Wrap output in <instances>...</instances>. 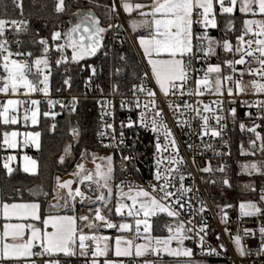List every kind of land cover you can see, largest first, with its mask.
Masks as SVG:
<instances>
[{
  "label": "snow or ice",
  "instance_id": "1",
  "mask_svg": "<svg viewBox=\"0 0 264 264\" xmlns=\"http://www.w3.org/2000/svg\"><path fill=\"white\" fill-rule=\"evenodd\" d=\"M91 3L92 0H89ZM238 0H229L230 6H225V0H218L219 8L221 13H233L235 6L237 5ZM11 3L16 8H20L21 5L18 0H11ZM239 11L241 13H251L253 17L258 14L261 17H264V0H239ZM100 5H97L99 7ZM121 6L125 13H131L133 10H137L138 14L143 17L140 21H131V27L134 31L138 28H147V35H138L137 39L139 42L140 48L143 50V55L147 59L148 65L151 68V78L154 79L155 84L158 85L159 90L165 96H167L170 90L175 94L176 91H180V95L183 96L185 93L181 91L184 85L189 79V72H198L200 70L193 67V62L200 57L198 53L203 54V58L206 60L208 56L216 54V47H221L225 52H231L233 56L239 54L238 59L225 60L224 63L232 70V73H236V65H248L243 71L240 72V79L235 80L234 75H225L221 78V64L217 63L215 65L209 64L202 78H195V92L188 91V95H201L203 90H212L213 84L210 82V74H216L214 91L218 95H222V79L223 81H232L235 84V89L237 94L245 92L246 89L251 88L255 94H264V18L261 19H245L243 21L245 33L237 37L239 44L233 50V45L227 40L224 39L222 42H217L211 37L204 34L203 36L194 35V24L216 27V20L213 16L212 19H209V15L213 13V0H151L150 4L135 3L132 4L127 2V0H121ZM5 9H7V4H4ZM65 0H58L55 6L57 13H62L65 11ZM115 4L112 5V11H115ZM145 9H148L145 11ZM202 10V12L200 11ZM6 14V13H5ZM75 16V23L69 21V27L62 34L59 31L52 33V40L57 41L63 35L64 43L58 44L57 50L60 51L61 57L66 61L64 57V50L70 48L72 50L71 60L78 61L82 60L87 56L96 55V53L102 49L106 48L104 40L106 38V33L112 27L111 23L107 27L101 26V21L97 18L95 13L91 10H78L73 13ZM150 17V18H149ZM195 17V19H194ZM111 17H109V20ZM6 24H11L16 32L26 30L27 21H17L4 20L0 19V56H2L3 62L0 64L2 68V73H0V81H2V86H0V94L5 95V99L0 101V123L4 125H16L18 123L17 110L18 107L24 106L27 101L16 98H9L10 96H15L19 89H23L25 96H30L31 93L42 92L45 95L48 94V75L44 74V69L48 67L49 61L44 57H38L32 60L31 64L27 59H10L13 55L11 51L5 48L7 40L4 39L5 36V26ZM231 25V21L229 22ZM24 26V27H22ZM255 26V31L253 29ZM251 34L253 38H249L245 41L244 35ZM193 40L196 43H193ZM204 41H207V45L204 46ZM247 43L248 47H242L243 44ZM39 44L43 45V53L47 54L49 52L48 42L46 39H40ZM255 44L256 47L253 48L252 45ZM19 46V41H17ZM4 53H7L4 55ZM106 54V53H105ZM16 56H23V53L17 52ZM28 57L32 56V53H27ZM246 57H250V60H246ZM120 59H125L124 56H120ZM61 59H57L56 63L60 64ZM256 64L258 67H252V64ZM43 65V68L41 67ZM35 68V72L33 71ZM93 74H95L96 69L92 68ZM119 69L117 70V74ZM249 75L254 77L253 79L245 82L243 80L244 75ZM30 76H34L35 80L30 79ZM42 77V78H41ZM149 79V75L146 72L142 77V84L138 87L133 84V95L136 91L141 93H146V95L152 98L151 103L155 107V92L151 89L145 88L143 86V80ZM181 82L179 85L177 82ZM67 84L68 81L65 80ZM43 85V87H40ZM117 87L114 86L113 91H116ZM227 93L229 96L233 94V89L228 88ZM40 101L37 99H30V104L33 106L31 109H26L23 116L24 121H31L33 125H36L38 122V105ZM51 105L52 102L49 101ZM124 106V102H121V107ZM139 102L137 101L136 107H139ZM259 106L264 108V100H258L255 104H249V107ZM147 107V105H145ZM171 109L173 106L168 105ZM179 105L177 106V108ZM183 107H191L186 102L183 104ZM195 110V109H193ZM208 105L204 106V111H209ZM31 111V116L27 113ZM72 111H75V103L73 104ZM231 114L235 116V109L230 110ZM199 115V112L197 113ZM45 116H48L49 113L45 112ZM55 116V113L51 114ZM163 110H158L155 113V116L162 117ZM204 121L205 134L207 133V123L208 117H201ZM261 119H264V115L260 116ZM222 117L217 116V123H220ZM134 122L129 119L127 123L128 128L133 127ZM139 124L141 127L149 128L156 135V144L155 148L157 152H160L162 145L160 143V132L161 129L164 130V150H167L168 143L171 144L173 149H176V155H179V149L176 143V140L170 137L173 136L171 130L167 127L166 124L157 122L156 119H151L149 122L146 114L144 112L140 113ZM55 125H53V128ZM112 124H106V128L111 129ZM125 127L124 122H121V131L120 143L124 142V132L123 128ZM256 127H259L257 125ZM256 127L249 128L248 131L253 132L258 140H261L260 150L264 152V137L260 135L259 132H256ZM69 128L73 133V139L79 137L80 132L78 127L72 126L69 124ZM240 128L243 130L245 125L240 124ZM21 135L17 131H5L3 133V142L8 147L12 148L16 146V138ZM40 132L31 131L24 132L23 136L25 137V142L29 140L37 148H39V138ZM99 135H104V133H99ZM211 135L216 137L219 135V132L216 130H211ZM112 139H115L113 133ZM105 147H114L113 144L105 145ZM254 147V142H253ZM69 147L64 149L65 155L69 154ZM243 154V151H242ZM89 155L86 152L81 153V157ZM93 157V162L96 159L95 154H91ZM14 157L9 156L8 161L13 160ZM26 163L24 166V171L29 172L33 171L36 167V161L31 157L24 156L23 158ZM61 163L64 162V156H61ZM101 160H107L108 168L107 171L102 170L100 164L96 165L95 172L87 169L85 165L78 164L77 171L73 173L74 176L78 177V182L84 184L88 182L89 190H92V185H95L96 190L100 191L97 200L107 204L108 200L111 199L113 195V190L111 187H108V181L113 179V168H112V157H100ZM123 160L131 162L134 157L123 156ZM183 160H176L175 157L170 159L168 163L170 165H177L182 163ZM162 161H156L157 171L154 173V179L158 182L157 184H150L149 187L152 189V193L145 190L143 187L137 185L138 191L135 195H130L129 193L132 190V187H129V193H124L121 189V185H116V188L120 191L117 192V195L120 197L127 196L131 200V206L121 203L119 200L115 205V214L117 216H122L123 209L127 208V215L129 217L139 216L140 213H143L144 219H135V224L137 232L139 231V226L143 224V229L145 233H148L151 230V224L149 223V217H154L157 213H166L168 217H179L183 208L185 206L191 209V205L187 204L184 200L186 193L191 192V188L184 187L183 181L185 179L184 175L181 174L179 179L181 181L180 187L176 189V192H173L171 189L175 187L173 181L175 179L174 173H179V168L173 169L172 167H166L163 172L159 170ZM3 167L7 170L9 174L13 171L9 167V163L5 162ZM242 168L245 170L251 169L253 171H259L258 165L252 163L251 165L244 164ZM202 171H210L208 167L201 169ZM138 171V169H136ZM223 171V169H220ZM103 181V183H101ZM58 187L61 189H68V197L72 201L76 200V197H80V202L82 203L85 199H89L90 203H96V201L91 200L86 197L84 192L80 188H76L73 192L72 184L74 181L69 180L64 183H59V177H57ZM123 182H121L122 184ZM225 185H228V180L223 181ZM245 187H250L245 185ZM103 189H107V196ZM32 195H36L34 190H30ZM179 193L177 195L176 193ZM156 193L160 196V200L171 199V207L166 206L165 204L160 203V200L156 198ZM139 200V207H136ZM64 200L63 207L68 208V200L65 197H60ZM261 202H264V189H261V194L259 197ZM51 208L59 209L61 205L59 203L50 205ZM230 207V205H228ZM71 211L75 212V204H73ZM94 220L103 222L104 226L108 229H118L120 232L129 230L130 225L128 223H120L119 225L110 222L106 219L105 215L101 214V208L97 207L94 210ZM111 213L112 209L107 210ZM196 210H192L189 213V216L195 214ZM200 212L204 211V207L198 210ZM240 215L242 217H264V209L258 206L257 203L247 202L240 203L239 205ZM0 215L4 219L2 232H0V264H61L59 259H53L51 257L56 256L58 253H63L65 256H74L76 255V248H79L80 256H88L91 254L92 257L99 256H108L109 253V244L104 243L101 248L100 243L96 244L95 250H91L86 241H108L109 237H101L96 235H85L83 234V229H78L77 221H84L85 227L88 229L97 228L99 225L90 221L88 215H62L57 213H42L41 205L39 203H16V202H0ZM16 222L13 223L12 221ZM33 221H39L41 227H38ZM226 222V216L225 221ZM189 223H192V220L189 219ZM206 224L201 220L199 226V232H205L206 234ZM168 232L170 233L167 237H155V244L157 247H151V241L148 245H135V255L137 257L143 256L146 253H156L166 251L169 256L173 257H186L188 258L187 264H203L202 261L194 260L193 249L184 246L185 240H193V242L200 249V255H219L215 248L205 249L204 247V237L199 236V232H193L191 227L186 228L183 223H180L178 227L173 231L171 226H167ZM227 231V229H225ZM245 234L251 233L255 236V232L251 229H244ZM191 234V235H190ZM259 234L264 238V225L259 228ZM199 236L197 240L196 237ZM219 239V237H217ZM233 243L236 246L237 252L244 256L246 255L242 245H241V236L236 235L232 238ZM176 241L177 247H170L171 243ZM122 242L127 245L121 247ZM115 256L116 257H126L132 255L133 245L131 241L123 240V237L117 235L115 237ZM159 246H162L159 247ZM39 250H35V249ZM220 248L223 249V244L220 245ZM258 254H264V239L258 248ZM33 257L42 258L49 257V259H40L39 261L32 259ZM91 264H98L96 259L91 261ZM103 264H117L116 261L106 258L103 261ZM145 264H152V262L145 261Z\"/></svg>",
  "mask_w": 264,
  "mask_h": 264
},
{
  "label": "built area",
  "instance_id": "2",
  "mask_svg": "<svg viewBox=\"0 0 264 264\" xmlns=\"http://www.w3.org/2000/svg\"><path fill=\"white\" fill-rule=\"evenodd\" d=\"M238 2L235 7H238ZM225 6H230L229 0H225ZM202 12V10H200ZM217 13L221 14L219 3L216 4ZM213 16L216 20V27L213 28L211 25L203 26L194 24V35L203 36L206 34L217 42H222L224 39H227L232 45L233 50L239 44L237 37L245 33L244 25L242 28H234L233 23L227 24L224 29H220L217 26V18L215 12L209 15V19H212ZM259 14L255 17L251 13H246V19H261ZM195 19V17H194ZM17 21H24V18L15 19ZM123 27L125 32L131 37L129 30L126 27L124 18L119 10L116 9L113 18H112V27L106 33V38L104 44L106 48L100 49L96 55L100 57L109 56L112 58L120 52L121 47V32L117 30V25ZM9 25V24H6ZM254 31L255 26H253ZM63 34V33H62ZM245 41L249 38L255 39L251 34L244 35ZM4 39L7 40V43L4 45L9 51L13 53L10 59H27L28 62L30 58L27 56V51L21 49L17 45L18 39H12L10 36L5 35ZM20 43V41H19ZM64 38L63 35L57 41L52 40L51 36V46L54 52H58L57 45L63 44ZM195 44L196 41L193 40ZM207 45V41H204V46ZM242 47L247 48V43L243 44ZM253 48L256 47L255 44L252 45ZM23 53V56H16L15 53ZM135 52L139 59L141 65V73L138 79L133 83L138 87L142 84V77L147 72L149 79L143 80V86L145 88L151 89L155 92V107L151 103L152 98L148 97L146 93H141L136 91L133 95L132 86L126 87L116 83L115 79L112 78L108 86L104 88L103 86H98L96 92L98 97L96 100V105L101 114L100 118V133L104 135L100 136V144L105 149L112 153L114 160V167L117 170L119 177L116 180V185H121L123 189H129L131 186L132 189H136L137 185L143 187L145 190L152 193V189L149 187L150 184H157L158 182L154 179V173L157 171L156 161L161 160L162 163L159 167L161 172L164 171L166 167H172L173 169L179 168V173H174L175 179L173 181L175 187L171 190L176 192V189L180 187L179 176L184 175L185 179L183 181L184 187L191 188V192H188L184 196V200L187 204L191 205V209L185 206L179 217H168L166 213H157L154 217H149V223L151 224V230L148 233L144 232L143 224L139 226V231L137 232L135 219H144L143 213H140L139 216L129 217L127 215L128 209H123L122 216H117V219H110L105 215L104 207L102 202L97 200V197L100 194L99 190H96L95 185H92V190H89L88 182L80 184L79 179H76L75 186L72 189L73 192L76 188H80L84 192L85 196L90 198L93 201H96L97 207L101 208V214L106 216L110 222L119 225L118 221H127L130 225V235L132 237L133 244L140 243L142 241L143 235L154 236L153 225L158 222L160 223L161 230H166L168 232L167 226H171L173 231L178 227L180 223H183L186 228L191 227L193 232H199V226L201 220L206 224V234L205 232H199V236L204 237V247L215 248L219 255H200V249L193 242V240H185L184 246L193 249L192 259L202 261L203 264H213V263H224V264H264V254H258V248L262 242V238L259 234V228L264 225V217H242L240 211L236 206H222L218 208L214 205L210 198V194L206 188V181L212 180V177L215 173L221 172L220 169H223L226 164V159L230 151V139H231V125L236 121V118L239 116L241 123H243L248 131L249 128L256 127V132H259L262 137H264V119H261L260 116L264 115V108L259 106L249 107V104H255L258 100H264V94H255L251 88L245 90V92L237 94L235 89V84L232 81H223L222 79V95H218L214 91V78L216 74H210L209 79L213 84L212 90H203L202 94L197 95H188V91L195 92V78H202L204 71H206L209 64H221V78L225 75H234L235 80L240 79V72L243 71L248 65H236V73L233 74L232 70L224 63L225 60L238 59L239 54L233 56L231 52H225L221 47H216V54L210 55L205 60L202 53L197 55L199 59L193 62V67L200 71L198 72H189V79L184 85L181 91H184V95H180V91H176L173 94V91L170 90L169 94L165 96L160 92L157 85L155 84L154 79L151 78V73L149 66L142 58L141 54L135 48ZM106 53V54H105ZM7 53H4L6 55ZM57 58L61 59V55L57 54ZM246 60H250V57H246ZM2 60V56H0ZM2 64V62H0ZM252 67H258L256 64H252ZM43 68V65H41ZM96 67L95 65L93 66ZM2 68H0V73H2ZM51 70L49 67L44 69L45 75H50ZM42 78V77H41ZM254 77L249 75H244L243 80L248 82ZM2 81H0L1 86ZM181 82H177L179 85ZM114 86L117 87L116 91H113ZM43 87V85H40ZM88 87L90 85L88 84ZM232 88L233 94L228 95L227 89ZM24 90L19 89L17 96L19 98L24 97ZM75 96L68 94V98L72 99ZM6 97L3 94H0V101H3ZM32 98L45 103L48 106H53L55 103H58L60 106L65 107L67 103L65 98L61 95H53L50 91L45 95L42 92H36L32 94ZM49 101L52 104H49ZM124 102V106L121 107V102ZM137 101L139 102V107H136ZM187 103L191 107H183L184 103ZM171 104L173 107L170 109L168 105ZM147 105V107H145ZM179 107L177 108V106ZM208 105L209 111H204V106ZM163 110L162 117L155 116V113L158 110ZM195 109V110H193ZM231 109H235V116L230 112ZM144 112L148 121L151 119H156L158 124H166L167 127L171 130L173 136L169 138L171 140L174 138L176 140L179 155L177 156L176 149L171 147V144L168 143L167 150H164V130L161 129L160 132V143L162 148L160 152L156 151V135L149 128L141 127L139 124L140 113ZM199 112V115L197 114ZM17 116L19 117V111H17ZM202 116H207V133L205 134L204 121L201 118ZM220 116L222 119L220 123H217L216 117ZM131 119L134 122L132 128H128L126 125ZM121 122H124L125 127L123 128L124 132V142L120 143V131H121ZM106 124H112L111 129L106 128ZM216 130L219 132V135L213 137L211 135V130ZM250 132V131H248ZM115 135V139H112V135ZM254 134L253 132H250ZM255 135V134H254ZM113 144L114 147H105V145ZM25 152L33 157L30 150L27 148ZM7 156V149L5 145L0 142V157L2 160H5ZM123 156H131L134 159L129 162L123 160ZM175 157L176 160H183L182 163L177 165H170L168 161ZM208 167L210 171H202L201 169ZM138 169V171H136ZM121 182H123L121 184ZM261 189L259 187L256 190V195L258 201L261 194ZM179 195V193H176ZM156 198L160 200V196L156 193ZM106 196V194H105ZM69 198V197H68ZM71 200V198H69ZM171 199L160 200V203L165 204L166 206L171 207ZM81 198L76 197L75 203L81 204ZM89 203V199H85L82 203ZM139 202V201H138ZM255 203V201H253ZM261 202V201H260ZM260 206L264 209V202H261ZM131 206L129 202L126 203ZM204 207V211H198L201 207ZM96 207V206H95ZM96 207V208H97ZM136 207H139L137 203ZM196 210L195 214L191 217L189 216L190 211ZM226 216V222L225 221ZM189 219L192 220V223H189ZM102 227L106 230H117V229H108L104 226L103 222H100ZM227 229V231H225ZM244 229H251L255 232V236L251 233L245 234ZM191 235V234H190ZM240 235L241 245L246 253V255L241 256L237 250L236 246L233 243V237ZM199 236L196 239H199ZM219 237V239H217ZM87 246L93 250L96 247L95 241H86ZM223 244V249L220 248V245ZM177 245L176 242L171 243L170 247ZM53 259H59L61 264H65L67 261L72 260H89L92 261L96 259L95 257L86 256L80 257L77 254L74 256H65L56 255L51 257ZM32 259L39 261L40 259H49V257L37 258L33 257ZM97 261H102L98 260ZM130 260V259H128ZM132 261L139 262L141 260L138 257H133ZM145 261L152 262V264H187L188 258L186 257H173L168 254H158L154 257H147Z\"/></svg>",
  "mask_w": 264,
  "mask_h": 264
},
{
  "label": "trees",
  "instance_id": "3",
  "mask_svg": "<svg viewBox=\"0 0 264 264\" xmlns=\"http://www.w3.org/2000/svg\"><path fill=\"white\" fill-rule=\"evenodd\" d=\"M136 3L148 4L151 0H130ZM21 7L16 8L11 3V0H0V19L12 20L24 18L27 21L26 30L16 32L11 24L5 26V35L10 36L12 39L20 41L19 47L27 53L31 52L32 56L29 57L31 64L32 60L38 57H44L49 61L48 67L51 70L48 81L49 91L53 95H61L65 98L67 106L62 107L58 103L53 106H48L41 102V115L39 123L30 129L40 132V146L37 150L29 149L33 158L37 162V171L35 174H28L20 169L18 164H14L11 174L3 167L4 160L0 157V202H29L36 201L41 205L42 213L52 212L49 205L51 198L59 195V190L55 186V176L58 172H68L74 165L75 161L79 158L82 152L90 155L93 151L105 150L100 144V118L101 114L96 105L98 93L96 88L103 86L106 88L112 78L116 83L129 87L139 77L141 73V65L135 49L133 48L127 33L120 25H117V30L121 32V47L120 52L110 58L109 56L100 57L93 55L86 57L82 60L72 61L69 48L64 50V57L60 64L56 63L57 53L53 51L51 46V36L55 31L64 33L69 27L68 22H75L73 13L78 10L91 9L97 18L101 21V26L107 27L112 23L113 13L112 5L113 0H65V11L57 13L55 10L58 0H18ZM7 4L5 9L4 4ZM97 5H100L97 7ZM214 12L217 18V26L220 29L231 23L234 28L240 29L243 27V21L246 19V13H241L238 7L234 8L233 13H217L216 5ZM6 13V14H5ZM109 17L111 19L109 20ZM24 27V26H22ZM40 39H46L48 42L49 52L43 53V45L39 44ZM125 59L121 60L120 56ZM2 62V60H0ZM96 66V72L93 74L92 68ZM119 73L117 74V70ZM35 72V68H33ZM30 79L35 80L34 76ZM65 80L68 83H65ZM88 84L90 87H88ZM68 94L75 97L70 99ZM75 103V111H72L73 104ZM49 113L45 116L44 113ZM55 113V116L51 114ZM69 124L78 127L80 135L78 138L73 139V133L69 128ZM240 118L231 125V139L230 151L226 159V164L223 171L215 173L209 183L213 184L217 193L210 196L214 205L218 208L222 206H236L237 202L243 198L242 193L235 191L237 188L236 182L251 178L254 181L255 189L249 193V197L258 205H262L257 199L256 190L264 186V174L244 176L239 174V163L245 158L260 157L264 159V152L256 153L258 149V139L256 136L247 131L246 127L242 130L240 128ZM53 125L55 127L53 128ZM20 127V125H1L0 124V142L2 141L1 135L3 132L11 128ZM26 129L29 127L24 126ZM23 128V127H22ZM254 140L256 142V149L248 155L242 154L243 148H249V142ZM262 142V141H261ZM70 143L71 158L69 164L62 169L59 165V159L63 153L64 147ZM87 155V156H89ZM114 180L119 177L117 170H113ZM222 179L220 183H215L216 179ZM223 179H227L230 187L224 186ZM43 184V193L32 195V190L36 186ZM62 197V196H61ZM112 195L111 202L105 215L110 219H117L115 214L116 199ZM112 209L111 213L107 210ZM58 211V210H57ZM64 211V210H62ZM60 212V211H58ZM71 214L80 216L88 215L90 220L92 212L86 211V207L77 205L75 212L65 210ZM84 221H77V227L80 228L81 223ZM93 222V221H92ZM153 233L156 236H164L167 234L166 230H161L160 223L156 222L153 225ZM85 235L92 232H100L99 227L94 229L83 230ZM115 233L116 231H113ZM78 255V254H77ZM80 256V255H78ZM85 257V256H80ZM65 264H91L89 260H72L67 261ZM98 264H103L98 261ZM123 264H139L132 260H125ZM156 264V263H155ZM158 264V263H157ZM224 264V263H223Z\"/></svg>",
  "mask_w": 264,
  "mask_h": 264
},
{
  "label": "rangeland",
  "instance_id": "4",
  "mask_svg": "<svg viewBox=\"0 0 264 264\" xmlns=\"http://www.w3.org/2000/svg\"><path fill=\"white\" fill-rule=\"evenodd\" d=\"M113 3L115 4L114 1H113ZM217 3H218V0H213V11H214V7H215V5ZM238 4H239V0H238ZM239 6H240V4L238 5V9H239ZM116 9H117V7L115 8V11H116ZM115 11H114V13H115ZM114 13H113V15H114ZM129 40H130L133 48L135 49L137 47V45H136V37H135V35H134V33H133L132 30H131V37L129 36ZM135 45H136V47H135ZM69 51L72 54V50L70 48H69ZM213 82L215 83V78H214ZM261 143H262L261 140H259L258 141V149H257V151H255L258 154L261 152V150H260ZM69 146H70V143H67L65 145L64 149L66 147H69ZM241 151H243V154L244 155H248V154H251L252 152H254V151H250L249 148H243ZM93 153L95 154V157H96V159L94 160V162H93V157L91 155ZM61 156H64V162L61 163V159H59V165H60V167L62 169H64L69 164V161H70V158H71L70 148H69V154L68 155H65V152L63 150V153H62ZM100 157H112V165L111 166H112V168L114 170L113 155H112V153L110 151H108V150L93 151V152L90 153L89 156H85L83 158L80 155L79 158L75 161L73 167L68 172H63V171L58 172L56 176L59 177V183H64L65 181L72 180V181H74V183L72 184V189H73L74 186H75L76 179H79L78 177H76V176L73 175V173H75L77 171V165L78 164L85 165V167L87 169L91 170L92 172H95L96 165L97 164H100L102 166V170L107 171V168L109 166L108 165V162H107V160H101V159H99ZM252 163H256L258 165L259 171H253L251 169L245 170V169L242 168V165H244V164L251 165ZM9 167L11 168L10 164H9ZM238 167H239V172L238 173L241 174V175H244V176H253V175L264 174V159H262L260 157L245 158V159H243V160L240 161ZM101 183H103V181H101ZM116 183L117 182L114 180V178L113 179H110L108 181V187H111L112 188L113 194L116 197L115 198L116 199V203L119 200L121 203H125L126 204L127 202H129L131 204L132 202H131L130 199H128L127 196L120 197V196L117 195V192L120 191V190H122L124 193H129V189H123V188H121L120 190H118L116 188ZM54 184H55L56 188L60 191L59 193H61V196L62 197H65L68 200V208L67 209L64 208V210H70L72 208L73 204H75V207L77 205L82 206V208H85L86 207V211L92 212V216H91V220L90 221H93L94 223H96L97 225H99L98 227H99V230H100V232H93V233H89V234L96 235V236H101V237H109L110 238L108 241H103V240H101L99 242L95 241V243H100L101 248L103 247L104 243H108L109 244V249H110L107 257H105V256H99V257H95L96 259H98V260L100 259L103 262L106 258H108V259H111L113 261H116L117 264H123V262L125 260H128V259L131 260V259H133V257H137L135 255V247H134L135 245H148L149 242L151 241V247H157V245L155 244V237H157L156 235H154V236L143 235L142 236V241L140 243L133 244L132 237L130 235L129 230L124 231V232H120L117 229V230H113V231H116L115 233H113L112 230H109L108 231V230L104 229L99 221H95L94 220V211L93 210L97 207V204L96 203L93 204V203H90V202L89 203H85L84 202V203L78 204V203L72 202L68 198V189H61V188H59L58 187V182H56V181H55ZM236 184H237V188H236L235 191H239L240 193H242V196H243V198L240 199L237 202V205H236V207L239 209L240 203H242V202H244V203L253 202V198L249 197L248 195H249V193L251 191H253L255 189V186H254V181L251 178L238 181V182H236ZM245 185H249L250 187H247L246 188ZM206 188H207L210 196L212 194L217 193L216 187L213 184L209 183L208 180L206 181ZM103 191H104V193L107 196V189H103ZM136 191H138V188L132 189L129 194L134 196L135 193H136ZM140 199H142V198H138V201ZM61 201H62V203L64 205V200H61ZM110 202H111V199L108 200V202H107L106 205L103 204V206H105L104 207V212L106 211L105 209H107V207L109 206ZM54 209L55 208H53V211H54ZM83 215H84V213H83ZM118 222H119V224L120 223H128L127 221H118ZM80 229L87 230V227H85V222L81 223ZM117 235L122 236L123 237V240H127V241H131L132 242L133 249H132V255L131 256H126V257H124V256H122V257H116L115 256V254H114V252H115V246H116L115 245V237ZM169 235H164V236H159V237L164 238V237H167ZM174 242H176V241H173L172 243H174ZM125 246H127V245H125L122 242L121 247H125ZM159 247L162 248V246H159ZM176 247H177V245L172 246V248H176ZM158 254H167V252L162 250ZM158 254H156V253H146L145 255L140 256L138 258L142 259L141 260V264H145V260H144L145 258H147V257H154V256H157ZM213 264H223V263H213Z\"/></svg>",
  "mask_w": 264,
  "mask_h": 264
},
{
  "label": "crops",
  "instance_id": "5",
  "mask_svg": "<svg viewBox=\"0 0 264 264\" xmlns=\"http://www.w3.org/2000/svg\"><path fill=\"white\" fill-rule=\"evenodd\" d=\"M114 2H115V5H116V7L117 8H119V10H120V12H121V14H122V16H123V18H124V21H125V24H126V27H127V29L129 30V32H130V34H131V30L133 31V33H134V35H135V37H136V45H137V47H136V45H135V47L137 48V50L139 51V53L141 54V56H142V58L144 59V61H146V63H147V59L144 57V55H143V50L140 48V46H139V42H138V39H137V36L138 35H147L148 34V29L147 28H138L136 31H134L133 30V28L131 27V24H130V22L131 21H133V20H135V21H140L141 19H143V17H141L139 14H138V11L137 10H133L130 14L129 13H125L124 12V10H123V8H122V6H121V0H113ZM127 2H130V3H132V4H135L136 2H132V1H130V0H127ZM151 3V1L148 3V4H150ZM148 9H145V11H147ZM150 18V17H149ZM129 22V23H128ZM3 60V59H2ZM3 62V61H2ZM148 64V63H147ZM149 66V70H150V73H151V68H150V65H148ZM1 86H2V83H1ZM157 87H158V85H157ZM158 89H159V87H158ZM32 94L33 93H31L30 94V96H24V97H22V98H19L18 96H17V94L15 95V96H10L9 98H16V99H22V100H25V101H27V103L24 105V106H20V107H18V110L17 111H19V117H18V125H20V127H15V128H11L10 130H7V131H9V132H11V131H17V132H19V133H21V135H19L17 138H16V146L15 147H12V148H10V147H8L6 144H4V142H3V134L1 135V139H2V143L5 145V147H6V149H7V156H6V159L4 160V162H8L9 164H10V166H11V168L13 167V165L14 164H18V166L20 167V169L22 170V171H24V166H25V163H26V161L23 159L24 158V156H28V157H31L29 154H27L26 152H25V149H32V150H37L38 148L34 145V144H32V142L29 140L27 143L25 142V137L23 136V133L24 132H31V131H37V130H33V129H30V127H35V126H37L38 125V123H39V119H40V115H41V105H40V103H39V105L37 106L38 107V122H37V124L36 125H33L32 123H31V121L29 120V121H24V119H23V116H24V114H25V110L26 109H31L33 106L30 104V99H36V98H32ZM4 95V94H3ZM5 96V95H4ZM29 116H31V111H28V113H27ZM1 125H4L3 123H0ZM24 126H27V127H29V129H26ZM23 127V128H22ZM37 132H39V131H37ZM4 133V132H3ZM39 145H40V138H39ZM9 156H12V157H14V159L13 160H11V161H8V157ZM32 159H34L33 157H31ZM35 161H36V159H34ZM36 171H37V163H36V167H35V169L33 170V171H29V172H26V173H28V174H35L36 173ZM25 172V171H24ZM55 181L57 182V176H55ZM32 190H34L35 192H36V195L37 194H40V193H43V191H44V187H43V184H40V185H38V186H36L35 188H33ZM61 193H59V195H60ZM62 199H60V197L59 196H56V197H53V198H51L50 199V201H49V205H54V204H57V203H59L60 205H61V207L58 209V211H60L59 212V214H62V215H73V214H71V213H69V212H65V210H64V207H63V203H62V201H61ZM31 202H35V203H37L36 201H29V202H26V203H31ZM16 203H22V202H16ZM62 210H64V211H62ZM52 212L51 213H57L58 211H57V209L55 210L54 209V211H53V208H52V210H51ZM5 221H4V219H3V217H2V215H0V232H2V227H3V223H4ZM13 223H15L16 221L15 220H13L12 221ZM32 223H35L38 227H41V225H40V222L39 221H33ZM78 229H80V228H78ZM93 233V232H92ZM83 234H85L84 232H83ZM89 236H91V234H88ZM79 248L77 247L76 248V254H78V255H80L79 254V250H78ZM95 249V248H94ZM93 249V250H94ZM35 250H39L38 248L37 249H35ZM56 255H63V253H58V254H56ZM88 256H91L90 254L88 255ZM92 257V256H91Z\"/></svg>",
  "mask_w": 264,
  "mask_h": 264
},
{
  "label": "water",
  "instance_id": "6",
  "mask_svg": "<svg viewBox=\"0 0 264 264\" xmlns=\"http://www.w3.org/2000/svg\"><path fill=\"white\" fill-rule=\"evenodd\" d=\"M87 57H89V56H87ZM85 58H86V57H85ZM253 142H254V147H253ZM255 149H256V142H255L254 140H252V141L249 142V150H250V151H255ZM224 186H225V187H228V186H229V183H228V185H225V184H224Z\"/></svg>",
  "mask_w": 264,
  "mask_h": 264
},
{
  "label": "flooded vegetation",
  "instance_id": "7",
  "mask_svg": "<svg viewBox=\"0 0 264 264\" xmlns=\"http://www.w3.org/2000/svg\"><path fill=\"white\" fill-rule=\"evenodd\" d=\"M221 180H222V179L218 178V179H216L215 183H216V182H217V183H220ZM223 180H225V179H223ZM229 187H230V185H229L227 188H229Z\"/></svg>",
  "mask_w": 264,
  "mask_h": 264
}]
</instances>
